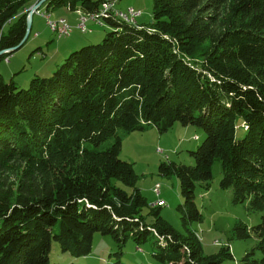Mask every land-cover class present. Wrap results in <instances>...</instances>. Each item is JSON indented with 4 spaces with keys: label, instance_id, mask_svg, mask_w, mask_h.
<instances>
[{
    "label": "trees",
    "instance_id": "1",
    "mask_svg": "<svg viewBox=\"0 0 264 264\" xmlns=\"http://www.w3.org/2000/svg\"><path fill=\"white\" fill-rule=\"evenodd\" d=\"M33 1L0 0V52L23 41ZM104 1L112 0L43 5L97 13ZM101 21L112 28L104 39L71 52L51 76L18 88L0 74V264H52L53 240L73 256L89 255L96 232L119 249L129 237L141 243L157 235L156 256L167 264H220L233 257L228 247L205 255L189 227L202 220L195 187H209L215 159L220 188L263 212L250 229L235 225L234 237L255 234L262 252L240 264H264V0H154L150 24L109 13ZM176 123L206 133L189 151L193 165H160L179 179L187 234L156 208V222H146L134 166L119 157L125 133ZM121 254L110 264H125Z\"/></svg>",
    "mask_w": 264,
    "mask_h": 264
},
{
    "label": "rangeland",
    "instance_id": "2",
    "mask_svg": "<svg viewBox=\"0 0 264 264\" xmlns=\"http://www.w3.org/2000/svg\"><path fill=\"white\" fill-rule=\"evenodd\" d=\"M39 1H33L34 4L28 8L29 11ZM112 1H115L116 7L123 11H129L131 7L139 9L142 15L136 18L135 23L139 18V24H150L154 0ZM83 13L88 12L82 9L71 11L65 7L50 9L47 12L42 4L35 11L31 35L19 48L12 50L13 52L7 58L0 59V74L7 82L13 81L18 88H28L35 76H51L71 52L85 45L101 42L112 28L88 19V31H81L78 24ZM60 18L66 19L73 27L69 35L60 37L51 29L49 21H56ZM236 134L237 138L244 136L245 131L242 126L237 128ZM205 137L206 133L203 129L194 125L184 126L180 123H176L165 132H160L156 127L151 126L145 131L134 130L123 135L119 157L131 162L134 166L137 174L135 187L140 190L148 202L142 210L147 223L156 222L155 214L151 213L156 208L160 210V217L165 224L181 234H187L179 210L185 201L180 190L179 179L176 175H163L160 165L163 162L173 161L193 165L195 161L189 151L197 149ZM212 170L213 179L209 187L201 183H197L195 187V201L202 213V220L189 224V227L201 239L204 254H217L222 248L228 247L233 257L224 258L220 264H240L241 258L252 250L255 251L256 257H261L262 252L257 248L258 238L255 234L252 233L246 239H239L234 237V228L238 221H242L250 229L260 223L263 212L251 209L249 200L235 202L233 188H220L223 176L220 159H215ZM118 185L128 192L134 191L133 187L123 183L119 182ZM160 239L162 240V237ZM158 240V236L154 234L141 243L129 237L119 249L118 242L111 235L96 232L92 252L89 255L78 257L73 256L69 251H62L59 242L53 240L50 262L52 264L72 262L110 264L115 261L114 253L122 251L121 259L125 264H167L156 256L159 252Z\"/></svg>",
    "mask_w": 264,
    "mask_h": 264
},
{
    "label": "built area",
    "instance_id": "3",
    "mask_svg": "<svg viewBox=\"0 0 264 264\" xmlns=\"http://www.w3.org/2000/svg\"><path fill=\"white\" fill-rule=\"evenodd\" d=\"M112 14L114 16H116V18H119L121 20L130 22V23H135L136 18L141 15V12L139 10H136L134 8H130L129 11H123L119 8L116 7L115 1H105L102 4V8L100 10V12H88V13H83L80 16V22L78 24V28L83 31L86 32L88 31V27H87V22L88 19H92L97 21V23L99 24H103L101 21V16L105 15V14ZM50 27L53 30V25H61V36H66L69 35L72 32L73 27L66 21V19L64 18H60L56 21H49Z\"/></svg>",
    "mask_w": 264,
    "mask_h": 264
},
{
    "label": "water",
    "instance_id": "4",
    "mask_svg": "<svg viewBox=\"0 0 264 264\" xmlns=\"http://www.w3.org/2000/svg\"><path fill=\"white\" fill-rule=\"evenodd\" d=\"M46 0H40L36 5L32 6V8L30 9L29 11V14L27 16V30H26V35L23 39V41L15 48H11V49H7V50H2L0 53H5V52H8V51H12V50H16L17 48H19L23 42L27 39V37L29 36L30 34V31L32 29V23H33V16H34V13L35 11L38 9V7H40Z\"/></svg>",
    "mask_w": 264,
    "mask_h": 264
},
{
    "label": "bare ground",
    "instance_id": "5",
    "mask_svg": "<svg viewBox=\"0 0 264 264\" xmlns=\"http://www.w3.org/2000/svg\"><path fill=\"white\" fill-rule=\"evenodd\" d=\"M118 1V0H117ZM105 2V1H104ZM45 3V2H44ZM40 8V7H39ZM139 10V9H138ZM77 11V10H76ZM83 11V10H82ZM100 11V10H99ZM35 14V13H34ZM34 18V16H33ZM139 22V21H138ZM137 22V23H138ZM70 23V22H69ZM134 24V23H133ZM32 30V29H31ZM53 31L57 32L59 36L61 35V25H53ZM62 37V36H61Z\"/></svg>",
    "mask_w": 264,
    "mask_h": 264
}]
</instances>
